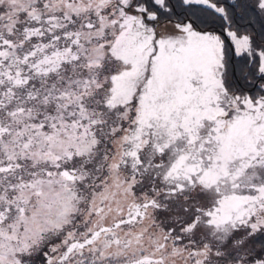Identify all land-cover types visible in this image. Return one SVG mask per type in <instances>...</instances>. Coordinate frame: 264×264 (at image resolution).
<instances>
[{"label": "snow or ice", "instance_id": "snow-or-ice-1", "mask_svg": "<svg viewBox=\"0 0 264 264\" xmlns=\"http://www.w3.org/2000/svg\"><path fill=\"white\" fill-rule=\"evenodd\" d=\"M0 264H264V0H0Z\"/></svg>", "mask_w": 264, "mask_h": 264}]
</instances>
